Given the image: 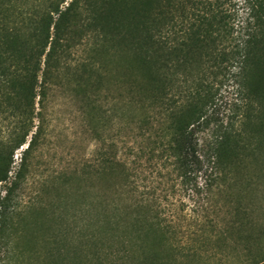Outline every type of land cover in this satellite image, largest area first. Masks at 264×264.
<instances>
[{"label": "trees", "instance_id": "trees-1", "mask_svg": "<svg viewBox=\"0 0 264 264\" xmlns=\"http://www.w3.org/2000/svg\"><path fill=\"white\" fill-rule=\"evenodd\" d=\"M218 77L233 80L246 100L250 131L217 124L210 108ZM58 87L78 100L95 155L42 180L24 201L46 102ZM0 114L9 125L0 141V264H18L30 251L43 253L47 264H75L73 254L97 258V244L107 241L119 244L109 248L116 258L108 264L199 257L209 238L197 234L183 245L139 198L138 168L144 159L192 189L203 176L208 189H230L247 168L240 149L257 160L264 0H0ZM211 127L202 151L198 135ZM235 211L216 234L217 247L240 245L247 264H264V225L255 228L240 204ZM70 237L81 244L68 247Z\"/></svg>", "mask_w": 264, "mask_h": 264}, {"label": "rangeland", "instance_id": "rangeland-1", "mask_svg": "<svg viewBox=\"0 0 264 264\" xmlns=\"http://www.w3.org/2000/svg\"><path fill=\"white\" fill-rule=\"evenodd\" d=\"M212 84L213 98L210 111L217 124H227L233 126L234 129L250 131L251 125L243 124L246 100L238 92L233 80L222 81L218 77ZM46 104L45 133L31 158L22 193L24 201L35 195L42 180L72 169L81 162H92L95 155L96 140L87 131L79 102L75 96L64 88L58 87L49 94ZM8 131V119H4L0 114V141L6 140ZM115 137L117 152L121 155L122 142L118 135ZM198 138L200 149L205 151L212 140V127L201 132ZM260 140L257 160L249 155L250 152L240 149L242 158L240 162L243 165L247 164V168L238 175L237 185L230 189L218 188L215 185L208 189L206 184L211 181L208 182L203 176L197 178L198 188L195 190L183 183L181 178L174 174L169 175L166 167L162 168L158 163L149 164L144 159L140 163L136 185L141 201L153 206L158 219L172 226L176 231V237L183 245L191 243L192 237H197V234L203 233L201 236L209 238L205 244L207 253L204 252L205 254L191 259L182 258V264H247L248 254L240 249V245L217 247L219 243H217L216 234L222 232L227 222L234 218L238 204L248 215L247 218L252 219L251 223L255 228L264 225L263 137ZM249 142H252L253 148L256 147L255 138ZM238 143L241 144L240 141ZM22 149L16 150L13 155L16 163L19 161ZM243 184L247 186V189L241 194ZM242 214L240 213L239 216ZM230 238L229 236L228 240ZM66 240V244L71 248L81 244L76 238L70 237ZM34 241L42 245L41 239L36 238ZM97 245L100 250L97 258L87 251L71 254L75 256V264H108L110 260L116 258L113 254L107 255V252L110 247L111 249L117 248L119 246L117 242L107 241ZM176 260L180 263L179 257ZM46 261L43 253L37 257L33 251H30L23 255L18 264H47Z\"/></svg>", "mask_w": 264, "mask_h": 264}]
</instances>
